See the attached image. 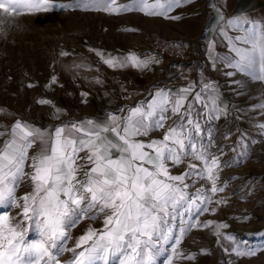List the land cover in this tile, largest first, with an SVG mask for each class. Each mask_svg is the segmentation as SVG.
Listing matches in <instances>:
<instances>
[{
	"label": "snow or ice",
	"instance_id": "1",
	"mask_svg": "<svg viewBox=\"0 0 264 264\" xmlns=\"http://www.w3.org/2000/svg\"><path fill=\"white\" fill-rule=\"evenodd\" d=\"M186 2L128 0L116 5L108 0L104 6L99 0H0V18H12L10 28L16 26L18 16L56 9L136 10L167 18L174 7ZM228 23L243 34L235 37L238 43L230 40L228 54L210 56L213 67L220 61L233 69L225 73L228 77L240 73L264 81V23L246 16ZM155 57L130 52L109 55L104 63L142 69L159 63ZM56 79L53 76L51 81ZM122 90L126 91L123 86ZM39 102L52 104L50 114L57 119L64 111L52 101ZM250 107L264 108V103ZM227 114L216 82L201 75L199 84L190 81L175 91L157 87L126 110L121 106L103 117L47 126L23 118L0 124V264H174V258H184L178 248L189 229L214 223L197 221L203 212L217 211L211 205L215 194L224 191L221 169L248 155V134L238 129L241 135L231 149L236 156L231 162L220 159L227 145L217 143L211 122ZM260 130L264 132V123ZM231 135L229 129L222 138ZM177 166L183 171H175ZM22 188L26 190L18 194ZM215 203L226 201L217 196ZM13 209L15 214L10 215ZM82 221L101 223L99 228L89 224L67 248L73 239L69 229ZM221 227L227 225L216 224L218 236ZM226 239L233 244L225 252L240 257L257 254V249L237 244L232 234ZM64 251L73 253L70 260L58 258ZM187 258L195 259V253Z\"/></svg>",
	"mask_w": 264,
	"mask_h": 264
},
{
	"label": "rangeland",
	"instance_id": "2",
	"mask_svg": "<svg viewBox=\"0 0 264 264\" xmlns=\"http://www.w3.org/2000/svg\"><path fill=\"white\" fill-rule=\"evenodd\" d=\"M99 2L107 6L108 0ZM127 2L115 0L116 5ZM145 17L146 14L136 10L107 13L92 8L56 9L18 16L16 26L11 28L12 18H0V109H4L0 112V124H10L16 118L41 126L47 122L58 124L65 118L98 109L97 105L104 99L112 104L143 100L139 98L142 92L137 88L142 74L152 76L153 68L160 62L150 63L142 69L112 68L104 63V59L130 52L141 58L145 56L140 43L150 32L135 28L146 20ZM96 50L103 53V58ZM61 52L67 54L61 55ZM228 71L233 69L228 67L222 75L218 73L213 78L228 107V114L212 121L211 126L215 129L217 143L227 145L221 160L231 162L236 156L231 149L241 135L238 129L248 134L245 137L248 155L237 165L221 169L224 191L215 194L211 205L217 211L203 212L197 221L214 223L208 228L189 229L178 248L183 249L185 257L174 258V264H264V132L260 130V124L264 123V108L250 107L264 103V81H253L240 73L228 77L225 74ZM53 76L57 78L54 82L51 81ZM42 99L52 101L55 107L64 110L57 114L58 119L50 114L52 104L40 103ZM229 129L232 135L224 140L222 135ZM23 190L26 189H18V194ZM217 196L224 198L226 203L216 204ZM14 214L15 209L10 212V215ZM243 216L248 220L238 219ZM220 222L227 227H221L218 236L215 227ZM100 223L82 221L69 229L73 239L66 247L71 249L75 238L89 224L99 228ZM227 234H232L237 244L257 249V254L240 257L225 252L224 248L233 244L226 239ZM201 248L208 251L202 253ZM188 253H195V259L187 258ZM72 256L71 251H64L58 258L68 261Z\"/></svg>",
	"mask_w": 264,
	"mask_h": 264
},
{
	"label": "crops",
	"instance_id": "3",
	"mask_svg": "<svg viewBox=\"0 0 264 264\" xmlns=\"http://www.w3.org/2000/svg\"><path fill=\"white\" fill-rule=\"evenodd\" d=\"M248 17L249 20L262 22L264 18V0H187L174 7L168 17L159 15H146V20L141 21L135 28L150 33H159L168 39L185 37L192 43L204 42L209 48V63L202 68H192L189 65L166 66L159 64L153 68V75L142 74V81L138 83V90L142 92L139 98L145 99L149 92H154L157 87L171 88L173 91L181 86L187 85L190 81L199 84L201 75L208 80L214 81L218 73L222 75L226 67L222 62L216 61L213 67L211 57L219 54L221 57L228 54L229 42L238 43L236 36L243 33L242 29L230 25L228 20L233 17ZM171 17H177L172 19ZM152 18V19H151ZM220 88V87H219ZM196 90H199L197 88ZM137 100L126 103H111L104 99L97 105L98 109L83 113V115L69 117L67 120H80L86 117H103L108 111H115L121 106L135 104ZM57 124L56 122H47ZM162 132L158 130L155 135L159 136ZM175 171H183V167L177 166Z\"/></svg>",
	"mask_w": 264,
	"mask_h": 264
},
{
	"label": "built area",
	"instance_id": "4",
	"mask_svg": "<svg viewBox=\"0 0 264 264\" xmlns=\"http://www.w3.org/2000/svg\"><path fill=\"white\" fill-rule=\"evenodd\" d=\"M177 43L184 46L175 47ZM140 49L144 55L156 54L155 58L169 67L186 64L192 68H202L209 63V45L192 43L185 37L168 39L157 32L148 33L143 36Z\"/></svg>",
	"mask_w": 264,
	"mask_h": 264
}]
</instances>
